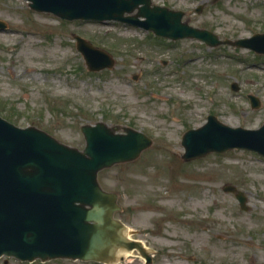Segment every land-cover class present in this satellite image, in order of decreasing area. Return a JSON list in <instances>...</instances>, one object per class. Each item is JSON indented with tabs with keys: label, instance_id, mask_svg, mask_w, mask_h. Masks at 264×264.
Wrapping results in <instances>:
<instances>
[{
	"label": "rangeland",
	"instance_id": "obj_1",
	"mask_svg": "<svg viewBox=\"0 0 264 264\" xmlns=\"http://www.w3.org/2000/svg\"><path fill=\"white\" fill-rule=\"evenodd\" d=\"M151 1L183 11L188 25L222 41L264 33V0ZM0 21L2 118L79 150L80 127L97 122L151 139L138 158L100 171L98 181L118 195L116 218L133 231L131 239L144 242L153 264L264 263V157L231 149L184 161L180 143L208 115L231 128L264 123V55L197 39L170 41L113 21H63L25 0H0ZM73 35L107 51L114 66L88 71ZM226 185L242 192L246 210L223 191ZM117 264L144 261L131 254Z\"/></svg>",
	"mask_w": 264,
	"mask_h": 264
},
{
	"label": "water",
	"instance_id": "obj_2",
	"mask_svg": "<svg viewBox=\"0 0 264 264\" xmlns=\"http://www.w3.org/2000/svg\"><path fill=\"white\" fill-rule=\"evenodd\" d=\"M36 12L51 13L66 21H115L151 31L169 40L197 39L209 46L229 44L264 54V33L236 41L188 25L185 13L151 0H25ZM200 9L197 10L199 12ZM6 27L0 21V29ZM76 48L89 71L111 69L115 61L102 49L74 35ZM236 91L237 85L231 84ZM251 106L258 107L249 96ZM109 127L103 122L82 125V150L63 144L35 127L20 128L0 117V257L21 261L70 259L115 264L123 253L137 251L146 264L151 257L137 241L127 238V227L114 218L121 210L117 195L104 191L100 170L135 160L151 139L130 127ZM190 161L209 153L247 149L264 156V123L255 130L231 128L213 115L181 137ZM240 208L242 192L231 185Z\"/></svg>",
	"mask_w": 264,
	"mask_h": 264
},
{
	"label": "bare ground",
	"instance_id": "obj_3",
	"mask_svg": "<svg viewBox=\"0 0 264 264\" xmlns=\"http://www.w3.org/2000/svg\"><path fill=\"white\" fill-rule=\"evenodd\" d=\"M194 206L197 208V207L199 206V204H195ZM189 208H190V207H189ZM145 211H147V210H145ZM143 216H144L145 218L147 217L146 214H145V212H144ZM139 242H141V244H142L143 246H145V244H144L143 241H139ZM131 254H132V252L123 253L124 256L131 255Z\"/></svg>",
	"mask_w": 264,
	"mask_h": 264
}]
</instances>
